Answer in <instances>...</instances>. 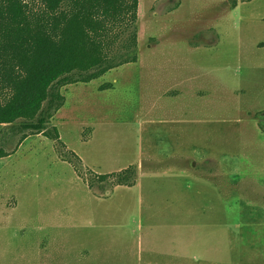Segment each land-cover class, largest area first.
I'll return each instance as SVG.
<instances>
[{
	"label": "rangeland",
	"instance_id": "rangeland-1",
	"mask_svg": "<svg viewBox=\"0 0 264 264\" xmlns=\"http://www.w3.org/2000/svg\"><path fill=\"white\" fill-rule=\"evenodd\" d=\"M138 15L136 64L62 88L60 141L0 126V264H264V0Z\"/></svg>",
	"mask_w": 264,
	"mask_h": 264
},
{
	"label": "trees",
	"instance_id": "trees-1",
	"mask_svg": "<svg viewBox=\"0 0 264 264\" xmlns=\"http://www.w3.org/2000/svg\"><path fill=\"white\" fill-rule=\"evenodd\" d=\"M138 9L139 0H0V126L60 141L49 125L62 88L138 62ZM135 176L128 168L98 179L132 187Z\"/></svg>",
	"mask_w": 264,
	"mask_h": 264
},
{
	"label": "crops",
	"instance_id": "crops-1",
	"mask_svg": "<svg viewBox=\"0 0 264 264\" xmlns=\"http://www.w3.org/2000/svg\"><path fill=\"white\" fill-rule=\"evenodd\" d=\"M1 127H5V126H1ZM177 170L179 169H177L176 167H172L170 170H168V172H176ZM95 199L98 200L97 198ZM136 257L138 258V260H142L140 261L142 264H174L175 259L177 260L179 258L178 254L165 256L163 254L147 252L143 250H139L137 256H134V258ZM152 260H159V261L153 262Z\"/></svg>",
	"mask_w": 264,
	"mask_h": 264
}]
</instances>
